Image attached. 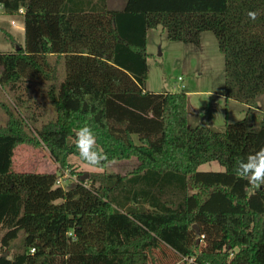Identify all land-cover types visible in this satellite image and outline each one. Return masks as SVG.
Segmentation results:
<instances>
[{"label":"trees","instance_id":"1","mask_svg":"<svg viewBox=\"0 0 264 264\" xmlns=\"http://www.w3.org/2000/svg\"><path fill=\"white\" fill-rule=\"evenodd\" d=\"M76 2L0 0L6 13L24 7L25 28L23 45L0 51V85L20 90L30 79L46 81L55 111L33 127L34 115L5 105L0 264H264V185L237 171L264 147V111L256 104L264 93V0H126L123 9ZM159 25L173 41L200 45L202 32L216 35L223 93L248 106L242 119L223 131L190 125L186 91L147 90L148 31ZM85 125L108 156L103 167L132 156L139 165L125 174L79 175L67 188L56 184L55 171L13 169L16 146L37 138L59 162L79 156L75 132ZM208 161L225 169L199 170ZM194 224L203 246L189 237ZM177 231L181 254L169 244Z\"/></svg>","mask_w":264,"mask_h":264},{"label":"rangeland","instance_id":"2","mask_svg":"<svg viewBox=\"0 0 264 264\" xmlns=\"http://www.w3.org/2000/svg\"><path fill=\"white\" fill-rule=\"evenodd\" d=\"M125 2L126 0H107V7L123 9ZM12 21H15L16 24H13ZM22 23H24L22 14L6 13L0 7V51H14L19 44H24L25 33ZM11 36L15 38L16 42H12ZM147 48L149 52L147 90L188 91L192 125H205L223 131L226 127V114H228L227 121L229 122L243 118L244 112L237 110L232 104L228 105L227 113L226 100L218 94L224 91L225 57L219 49L216 35L211 30L202 32L200 45H196L170 40L166 29L159 25L148 31ZM62 67L61 65L60 69ZM180 76L182 79H179ZM48 85V82L38 79H30L28 89H25V82L20 90H9V88L0 85V126L5 125L8 120L5 105L10 108L17 105L26 117L30 118L34 115L35 118L29 120L33 127L40 126L43 122L52 119L55 116V111L47 96ZM256 104L257 108L264 111V93L256 98ZM28 130L35 135V131L29 126ZM134 138L138 142V137L134 136ZM139 163L138 158L132 156L127 159L112 160L103 168H92L76 154H70L64 162H59L51 155L48 146L43 142L40 143L38 138L36 144L19 143L13 156L15 171H55L65 188L76 182L79 175L88 174L86 180L92 173L110 171L122 174L130 173ZM224 169V166L218 161H208L199 166L201 171ZM190 191L192 190L190 189ZM189 235L191 240L197 239L201 246L205 244L201 240L203 236L201 228L200 234H197L196 230L192 228ZM170 238L171 248L178 254L183 253L185 250L184 234L177 231ZM22 239L23 232L20 231L19 236L12 244L14 251L22 247Z\"/></svg>","mask_w":264,"mask_h":264},{"label":"clouds","instance_id":"3","mask_svg":"<svg viewBox=\"0 0 264 264\" xmlns=\"http://www.w3.org/2000/svg\"><path fill=\"white\" fill-rule=\"evenodd\" d=\"M248 16L255 20L257 13L250 11ZM75 146L80 158L92 168H103L108 160L107 154L98 148L97 135L90 126H82L75 132ZM237 171L251 185H264V147L250 153L246 160L239 163Z\"/></svg>","mask_w":264,"mask_h":264},{"label":"crops","instance_id":"4","mask_svg":"<svg viewBox=\"0 0 264 264\" xmlns=\"http://www.w3.org/2000/svg\"><path fill=\"white\" fill-rule=\"evenodd\" d=\"M77 2H76V5L77 6H86V4H88V0H76ZM97 0H95V2H96ZM107 1V0H106ZM86 3V4H85ZM0 7H1V9L2 10H4L3 9V7H2V5H0ZM21 14V13H20ZM23 15V14H22ZM23 18H24V15H23ZM22 29H23V31H25V28H24V23H22ZM11 37H13V36H11ZM184 88V87H183ZM187 93H188V91H186ZM221 97H223L225 100H226V105H227V107H226V110H227V113H228V105H230V104H232V105H235V108H237V110L239 109V110H242L241 112H244V114H245V112H246V109H247V105L245 104V103H241V102H239V101H236V100H234V99H227L226 98V96L224 95V93H222V92H220V93H218ZM238 103H241V104H238ZM237 105V106H236ZM190 113H191V110H190V104H189V110H188V123L190 124V125H192L193 123H191V121H190ZM227 116H226V121H225V123L227 122V118H228V114H226ZM196 117V116H195ZM244 117V116H243ZM194 119V118H193ZM195 121V120H194ZM196 122V121H195Z\"/></svg>","mask_w":264,"mask_h":264},{"label":"built area","instance_id":"5","mask_svg":"<svg viewBox=\"0 0 264 264\" xmlns=\"http://www.w3.org/2000/svg\"><path fill=\"white\" fill-rule=\"evenodd\" d=\"M20 13H21V14L24 13V7H21V8H20ZM12 23H13V24H16L15 21H12ZM179 79H182V77L180 76ZM182 86H184V85H182ZM56 184H57V185H62V184H61V179H60V178H57V180H56ZM71 184H72V183H71ZM71 184H70V185H71ZM62 186H63V185H62ZM70 234H72V232H70ZM31 250H32V252H34V251H35V248H32ZM188 260H189V262H194V258H189Z\"/></svg>","mask_w":264,"mask_h":264},{"label":"water","instance_id":"6","mask_svg":"<svg viewBox=\"0 0 264 264\" xmlns=\"http://www.w3.org/2000/svg\"><path fill=\"white\" fill-rule=\"evenodd\" d=\"M86 176H88V174L82 176L81 179H85ZM193 228L196 230L197 234H200V228L196 224L193 225Z\"/></svg>","mask_w":264,"mask_h":264}]
</instances>
